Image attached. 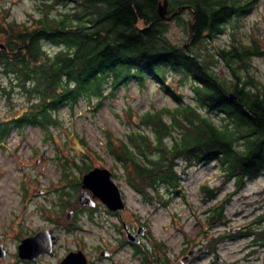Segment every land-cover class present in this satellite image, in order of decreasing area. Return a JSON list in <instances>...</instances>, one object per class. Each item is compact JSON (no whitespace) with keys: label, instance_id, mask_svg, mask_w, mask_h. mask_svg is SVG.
<instances>
[{"label":"trees","instance_id":"trees-1","mask_svg":"<svg viewBox=\"0 0 264 264\" xmlns=\"http://www.w3.org/2000/svg\"><path fill=\"white\" fill-rule=\"evenodd\" d=\"M160 1L40 0L36 17L1 22L0 72L8 87L26 99L11 123L46 129L55 123L59 107L81 98L98 107L121 86L135 82L142 87L150 77L174 106L136 116V125L151 134L132 131L117 149L107 143L131 187L144 195L159 194L161 187L178 194L180 162L186 168L214 161L237 190L264 174V83L247 68L251 57L264 55V46L233 41L221 48L217 56L230 71L224 75L214 68V53L197 45L247 14L251 0H167L165 15L181 7L172 19L184 26L188 41L194 32L186 47L168 36L169 20L157 11ZM58 5L65 8L54 14ZM185 10L191 17L187 21L179 18ZM185 85L190 100L177 92ZM8 125L0 121V139ZM200 191L211 199L218 189L201 185ZM222 210L221 203L212 208V223L221 219Z\"/></svg>","mask_w":264,"mask_h":264},{"label":"rangeland","instance_id":"rangeland-1","mask_svg":"<svg viewBox=\"0 0 264 264\" xmlns=\"http://www.w3.org/2000/svg\"><path fill=\"white\" fill-rule=\"evenodd\" d=\"M39 4L40 0H0V23L3 21L22 22L36 17ZM69 6V4L66 5V7ZM64 8L63 5L55 6L53 13L58 14ZM179 18L187 21L191 17L188 10H185ZM168 22V36L173 42L185 44L189 39V34L184 26L178 25L177 19H171ZM233 41L245 46L256 41L261 47L264 46V0H251V8L247 14L233 18L215 39H203L197 47L200 50L205 47L214 53V68L221 74L230 75L228 65L220 60L217 54L221 48L230 46ZM48 49L54 50L55 47L48 46ZM200 52L203 54L202 51ZM247 63L249 72L257 82L264 83V55L253 56ZM244 72L243 70V79L245 78ZM2 86H7L5 92ZM177 92H180L186 100H190L188 85L179 88ZM25 102L24 95L18 89H10L7 79L0 72V121L11 120ZM173 106L172 98L152 78L147 77L144 86L140 87L135 82H129L117 89L113 95L104 97L98 107H95L94 101L86 98L79 99L74 105L65 104L59 107L54 112L55 123L48 125L46 129L30 124L17 128L9 127L8 134L0 140V234L6 230L5 222L15 213L21 200V186L27 184L25 174H29V179L34 176L36 184L46 190L50 181L55 182L58 179L62 172V163L69 165L67 170L70 172H77L78 168L81 169L91 164H95L96 167L115 168L118 178L121 179L118 182L123 186L126 198L135 203L133 197L137 193L133 188L130 189L129 182L124 175L125 172L117 164L119 162L114 153L108 149V140L111 141L114 149H117L119 140L132 131L141 129L151 134L150 128H141L136 125L138 123L136 116L152 111L154 108ZM128 111L130 115H127ZM166 142L170 141L166 140ZM44 151H47V155L42 157ZM35 158L40 159L39 164L34 163ZM75 164L78 165L77 168ZM22 166L24 167L21 168ZM218 166V163L214 161L186 168L182 162L178 164L182 191L173 194L172 199H169V207L157 211L151 218L158 235L166 238L171 236V232H176L174 228L165 232L160 229L163 224H167L170 213L174 215L176 222L187 231L198 229L194 228L197 222L195 219H203L202 211L212 209L226 195L229 196L227 200L230 202L225 205L223 210L225 213L221 215V218H224L223 222L227 220L228 224L239 227L235 236L244 234L247 226L251 225L255 216L264 209L261 207L264 206V174L246 181L242 187L235 190L231 181L223 179ZM201 185L218 189L217 194L208 199L200 191ZM160 189L159 195L167 194L164 188ZM38 200L35 197L31 199L33 202ZM137 206L136 210L143 214L151 209L149 206L139 204ZM259 209H261L260 212ZM191 211L195 212L197 218L190 217ZM176 222L174 226L180 227ZM223 222L220 219L218 222L211 223L210 235L216 236L215 238L219 237ZM214 239L211 241L213 249L217 245V250L228 259L234 257L241 259L242 256L243 259L238 264H264V244L263 247L258 244L252 247L253 251L247 255L249 259L245 260L243 255L249 250L247 248L251 242L250 237H237L233 243H222L221 237ZM171 240L175 242L177 237ZM13 242L12 238L8 240L10 251ZM3 264H12L11 259H6ZM195 264L211 263L210 260H200Z\"/></svg>","mask_w":264,"mask_h":264},{"label":"flooded vegetation","instance_id":"flooded-vegetation-1","mask_svg":"<svg viewBox=\"0 0 264 264\" xmlns=\"http://www.w3.org/2000/svg\"><path fill=\"white\" fill-rule=\"evenodd\" d=\"M169 9L167 4L166 13ZM179 9L181 7H177L173 13L176 15ZM11 120H7L8 128H17L18 125L11 123ZM46 155L47 151H44L41 156ZM39 162V158L34 159L35 164ZM68 166L61 164L62 172L58 179L50 181L46 190L36 184L34 176L29 179V174H25L27 184L21 186V200L15 213L5 222L6 230L0 234V264L8 258L12 264H195L200 260H210L211 264H238L243 259L242 256L241 259H228L217 250V245L213 249L211 241L216 236L209 232L212 209L202 211L203 219L195 217V212L191 211L190 217L198 219H195L197 222L194 226L198 228L197 231H187L170 213L167 224H163L160 229L165 232L174 228L176 232L163 238L154 230L151 218L157 211L169 207V199H172L173 194L144 195L134 190L137 194L133 197L136 205H133L135 203L126 198L124 188L118 182L121 179L115 168L98 167L109 171V179L116 187L105 185L104 189L111 192L116 189L118 195L108 194L107 191V194L100 193L95 175L90 183L91 188L83 187L84 175L95 169V164L78 168L77 172L68 171ZM74 166L78 167L76 164ZM34 197L39 200L31 201ZM227 198L229 196L226 195L220 200L223 210L230 202ZM137 204L151 209L143 214L136 210ZM223 210L222 214L225 213ZM175 222L180 227L174 226ZM227 222H223L221 234L215 239L221 237L222 243H233L237 237H250L249 250L246 249L243 255L245 260L249 259L247 255L256 244L263 247L264 209L255 216L244 234L235 236L239 227ZM174 237L177 240L172 242ZM10 238L14 240L11 251L8 243Z\"/></svg>","mask_w":264,"mask_h":264},{"label":"water","instance_id":"water-1","mask_svg":"<svg viewBox=\"0 0 264 264\" xmlns=\"http://www.w3.org/2000/svg\"><path fill=\"white\" fill-rule=\"evenodd\" d=\"M167 4H168V1L167 0H161L159 2V4H158L157 11H158V14H159V17L160 18L170 20V19H172V17H174L175 12L174 13H171L168 16L165 15V13L167 11L166 10ZM178 11H180V9ZM193 37H194V32L191 33L190 40L187 43L184 44L185 47L188 45V43L190 41H192ZM0 48H5V46L3 45V43H0ZM94 175H95V183L98 182V184H99V185L98 184H95L96 185L95 187H98L99 186L98 187V190L100 191V193L103 192L102 194H107L108 193V194L118 195V191H115L116 189L114 190V192L107 191L106 189H104L105 185L106 186H109L110 185V186H114L115 187L114 183L109 179V171L106 168H98V167H95V169H93V170L89 171L87 174H85L84 177H83V187L91 188L90 183L93 180ZM106 191H107V193H106ZM81 264H84V262H82Z\"/></svg>","mask_w":264,"mask_h":264}]
</instances>
